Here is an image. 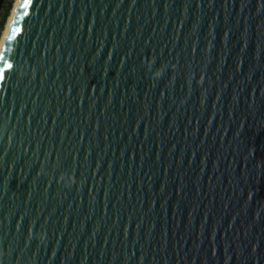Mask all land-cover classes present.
<instances>
[{
    "label": "water",
    "instance_id": "water-1",
    "mask_svg": "<svg viewBox=\"0 0 264 264\" xmlns=\"http://www.w3.org/2000/svg\"><path fill=\"white\" fill-rule=\"evenodd\" d=\"M262 3L33 0L0 84V264H264Z\"/></svg>",
    "mask_w": 264,
    "mask_h": 264
},
{
    "label": "snow or ice",
    "instance_id": "snow-or-ice-1",
    "mask_svg": "<svg viewBox=\"0 0 264 264\" xmlns=\"http://www.w3.org/2000/svg\"><path fill=\"white\" fill-rule=\"evenodd\" d=\"M32 4L33 0H21L18 15L13 21V27L9 30L4 43L0 45V84H2L10 74H14L16 65L10 55L13 52L10 45L21 31L18 27L19 21L29 14L28 10ZM261 7L264 9V3H262Z\"/></svg>",
    "mask_w": 264,
    "mask_h": 264
},
{
    "label": "trees",
    "instance_id": "trees-1",
    "mask_svg": "<svg viewBox=\"0 0 264 264\" xmlns=\"http://www.w3.org/2000/svg\"><path fill=\"white\" fill-rule=\"evenodd\" d=\"M14 0H4L2 4V8L0 10V28H2L4 22L6 21L9 11L11 8V4Z\"/></svg>",
    "mask_w": 264,
    "mask_h": 264
},
{
    "label": "rangeland",
    "instance_id": "rangeland-1",
    "mask_svg": "<svg viewBox=\"0 0 264 264\" xmlns=\"http://www.w3.org/2000/svg\"><path fill=\"white\" fill-rule=\"evenodd\" d=\"M15 2H16V0H14V1L12 2V4H11V8H10V11H9V15H8L6 21L4 22L2 28H0V41H1V38H2L3 33H4V31H5L6 25H7V23H8L9 17H10V15H11V13H12L13 8H14Z\"/></svg>",
    "mask_w": 264,
    "mask_h": 264
},
{
    "label": "bare ground",
    "instance_id": "bare-ground-1",
    "mask_svg": "<svg viewBox=\"0 0 264 264\" xmlns=\"http://www.w3.org/2000/svg\"><path fill=\"white\" fill-rule=\"evenodd\" d=\"M16 2H17V0H16ZM16 2H15V4H16ZM13 11V10H12ZM12 14V13H11ZM10 18H11V15H10V17H9V20H8V23H7V25H6V28H7V26H8V24H9V22H10ZM6 28H5V30H6ZM5 32V31H4ZM3 35H4V33H3ZM2 38H3V36H2ZM2 38H1V41H2ZM1 41H0V43H1Z\"/></svg>",
    "mask_w": 264,
    "mask_h": 264
}]
</instances>
